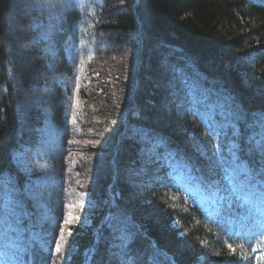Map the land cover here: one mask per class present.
<instances>
[{
  "label": "trees",
  "instance_id": "trees-1",
  "mask_svg": "<svg viewBox=\"0 0 264 264\" xmlns=\"http://www.w3.org/2000/svg\"><path fill=\"white\" fill-rule=\"evenodd\" d=\"M195 82L240 108L238 154L264 166L245 136L264 117V0H0V264H242L257 222L229 158L214 217L140 183L146 149L205 163L216 135ZM46 125L59 138L42 158ZM124 220L134 234L115 248Z\"/></svg>",
  "mask_w": 264,
  "mask_h": 264
},
{
  "label": "rangeland",
  "instance_id": "rangeland-1",
  "mask_svg": "<svg viewBox=\"0 0 264 264\" xmlns=\"http://www.w3.org/2000/svg\"><path fill=\"white\" fill-rule=\"evenodd\" d=\"M76 81L81 82V78ZM192 89L197 95L195 98L196 103L201 105V116L204 117V121L216 135L215 140L203 142L198 147L199 155H203L205 163L200 167L198 166V171H194L192 163L190 162V166L183 164L182 156L177 157L175 152H159L156 147H153L152 150L146 149L141 158L144 177L140 180V183L149 186L158 185L162 193L169 196L174 207L186 212H191V209L195 208L197 216L200 219H205L204 217L207 216H215L216 212L214 210L209 211V209L216 207L217 192L222 190L220 180L223 179L216 176L214 172L219 164L215 162L217 156L213 153H218L222 159L229 158L231 161L233 153H238L242 141L243 128L240 122L243 119L237 118L238 114L242 116L240 108L226 95L212 96L205 90L204 85L197 82H195ZM48 120L51 121L50 116L46 120L50 122ZM237 128L239 129V135L235 131ZM261 132H264V127L258 125L251 129L249 135L245 136L249 139L250 136L255 135L256 140H260ZM58 138L59 136L51 127L45 128L42 134L43 146L40 154L42 158H45L46 153L50 154L52 147L57 144ZM256 151L260 154L258 150ZM37 163L46 170L42 181L53 180L54 176L50 166L46 163V159H44V163ZM242 180V176H237L236 182L238 184ZM225 181L230 184L229 179ZM240 193L248 197L247 202H244V204L249 205V211L254 210L255 215L253 218L257 222H250V215H248L247 224L251 226L247 227V234L253 237L254 244L252 247L245 246L240 251V260L242 264H260L264 261V218L261 217L264 216V191L253 188L250 191ZM204 213H206V216ZM130 225L124 220L121 226L117 227L118 234L113 235L110 239L113 247L119 248L123 243L132 239L134 230L128 228ZM13 236V241L16 242L12 248L17 251L20 249L19 236ZM27 247L28 245L24 247L22 252H25ZM153 259L155 264H165L167 262L164 255L158 252L154 253ZM15 264L25 263L16 259Z\"/></svg>",
  "mask_w": 264,
  "mask_h": 264
},
{
  "label": "snow or ice",
  "instance_id": "snow-or-ice-1",
  "mask_svg": "<svg viewBox=\"0 0 264 264\" xmlns=\"http://www.w3.org/2000/svg\"><path fill=\"white\" fill-rule=\"evenodd\" d=\"M238 119H243L244 117L240 116L238 114ZM260 123L262 127H264V117L260 119ZM237 135H239V129L236 130ZM261 139L256 140L255 135L249 137V144L253 145V148L255 150H258L261 155V165H264V132L260 133ZM238 147V145H237ZM253 148H250L249 151L251 152ZM217 156V160L215 161L217 164L223 166L224 161L219 156L218 153H213ZM226 173V179L230 180L231 187L234 193L236 192H246L250 191L253 188H260L262 191H264V166L260 167L258 170L253 169L249 166L248 161H242L238 153H233L231 163L228 168L223 169ZM237 176H242L243 180L238 184L236 182ZM255 182V183H254ZM240 199L244 202H247L248 197L241 196ZM69 220L67 218H64V227L59 228V240H53V244L55 246V251L58 253L61 250V243L64 239V230L69 224ZM71 233L69 232V235ZM229 249L235 250L233 248L232 244L227 245Z\"/></svg>",
  "mask_w": 264,
  "mask_h": 264
}]
</instances>
